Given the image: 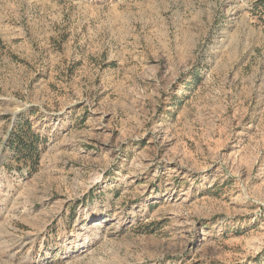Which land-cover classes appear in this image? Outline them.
<instances>
[{
  "label": "rangeland",
  "instance_id": "obj_1",
  "mask_svg": "<svg viewBox=\"0 0 264 264\" xmlns=\"http://www.w3.org/2000/svg\"><path fill=\"white\" fill-rule=\"evenodd\" d=\"M258 1L0 0V264H264Z\"/></svg>",
  "mask_w": 264,
  "mask_h": 264
},
{
  "label": "trees",
  "instance_id": "obj_2",
  "mask_svg": "<svg viewBox=\"0 0 264 264\" xmlns=\"http://www.w3.org/2000/svg\"><path fill=\"white\" fill-rule=\"evenodd\" d=\"M263 4H264V0H260V1H258V3H256V5H255V7H259V6H263ZM22 129V128H21ZM21 132H24V129H22L21 130ZM28 135H31L30 133H25V136H27L28 137ZM19 139H21V140H23V138L22 137H19ZM30 140H32V138H30ZM22 143H23V141H22ZM28 146L30 145L29 143L27 144ZM28 146H24V148L25 149H29V147ZM24 151V150H23ZM30 151H35V149H30ZM30 154H32V153H30ZM30 156V155H29Z\"/></svg>",
  "mask_w": 264,
  "mask_h": 264
}]
</instances>
